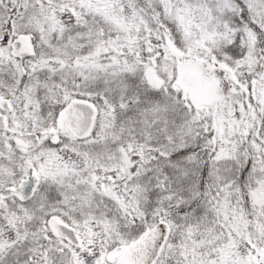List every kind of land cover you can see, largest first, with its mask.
Returning <instances> with one entry per match:
<instances>
[{"label": "snow or ice", "instance_id": "6c2138e0", "mask_svg": "<svg viewBox=\"0 0 264 264\" xmlns=\"http://www.w3.org/2000/svg\"><path fill=\"white\" fill-rule=\"evenodd\" d=\"M0 264H264V0H0Z\"/></svg>", "mask_w": 264, "mask_h": 264}]
</instances>
